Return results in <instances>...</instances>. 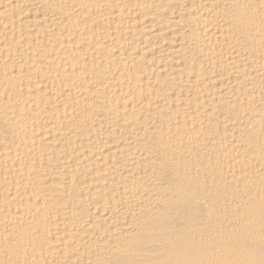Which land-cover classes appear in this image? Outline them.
Returning a JSON list of instances; mask_svg holds the SVG:
<instances>
[{"label":"bare ground","instance_id":"1","mask_svg":"<svg viewBox=\"0 0 264 264\" xmlns=\"http://www.w3.org/2000/svg\"><path fill=\"white\" fill-rule=\"evenodd\" d=\"M0 264H264V0H0Z\"/></svg>","mask_w":264,"mask_h":264}]
</instances>
